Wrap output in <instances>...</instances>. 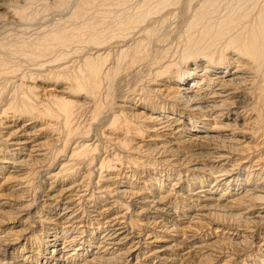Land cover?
Here are the masks:
<instances>
[{
	"label": "bare ground",
	"instance_id": "6f19581e",
	"mask_svg": "<svg viewBox=\"0 0 264 264\" xmlns=\"http://www.w3.org/2000/svg\"><path fill=\"white\" fill-rule=\"evenodd\" d=\"M0 22V124L24 121L0 145V225L40 216L30 196L39 176L48 211L42 253L18 248L31 225L9 228L0 231V264H70L86 253L81 264H204L226 248L221 239L250 248L247 234L198 239L192 224L264 231V153L234 142L254 139L245 126H263L264 109L247 123L228 117L254 85L264 103V0H0ZM55 60L63 78L34 71ZM143 69L145 84L113 100L120 79ZM35 78L63 81L76 100L41 97ZM143 131L153 132L149 143H132ZM134 214L164 232L192 229L160 236L134 229ZM87 217L106 228L78 227Z\"/></svg>",
	"mask_w": 264,
	"mask_h": 264
},
{
	"label": "rangeland",
	"instance_id": "374dc122",
	"mask_svg": "<svg viewBox=\"0 0 264 264\" xmlns=\"http://www.w3.org/2000/svg\"><path fill=\"white\" fill-rule=\"evenodd\" d=\"M2 23L3 22H0V25ZM56 61L57 60H55L54 63L51 62L52 64L50 62H46V66L45 67H43V68L38 67L37 69H34V71L40 72V73L43 72V74H45V72H44L45 70L47 72H49V71H55L56 70V71H58L59 75H60V72H61L60 77L59 76L58 77L59 78H63L64 77L63 76V72L61 71L63 69L59 66L61 68V70H60L58 68V66H57L58 64L60 65V62L61 61H59V60L57 62ZM48 65H49V67H47ZM55 65H56L57 68L55 67ZM41 69H42V71H41ZM140 71L138 72V74L131 73V74H128L129 76H123L120 79L119 83H117L116 87L113 89L114 90V93L112 94L113 95L112 96V99L113 100L116 101L117 99H121L123 96L128 95L129 92H132L133 90H135L136 88H138L140 86V84H141L139 82V80L143 84H145L149 73L145 69L140 70ZM70 73H71L70 71H67V74H70ZM36 77H38V76H36ZM41 77H43V76H41ZM37 79L38 78H35L36 81L33 84L36 86V90H37L36 92L41 97L42 96H45V95H47L49 93H54V94H57V95H62L64 97H66L67 99L76 100V97H71L70 94H68V92H65V91L62 90L63 87L66 85V83H63V81H55V80H45L44 81V80H40V79L37 80ZM256 86H257V84H256ZM246 90H245L246 92H248V91L250 93L253 92V93H251L252 94V99L250 98V101L248 100V102L246 104H243V105L242 104H239V105L236 104L235 108H233V111H232L233 113L231 112V113H229L230 115H228L229 118H233L236 113H239V115H238L239 117H238L237 120H238V123H240V124L242 122H244V123L245 122L246 123L247 122H250V120H252L255 117V114L258 111V110H256L257 108L259 110L262 109V108L264 109V103H262V104H259V103L257 104L256 103L259 94L261 95V93H262V90L259 89L258 92H256L255 85L252 87L251 90L250 89H246ZM42 94H44V95H42ZM156 97H157V99H159L161 101V98H159V94H156ZM262 97H263V100H264V95ZM40 100H42V98H40ZM117 102L120 103V101H117ZM120 104H122V103H120ZM106 107L109 108L108 106H106ZM254 107H257V108H254ZM114 110H116V108L109 109L108 110L109 112L107 111L104 114L105 117H103L102 123H104V124L107 123V121L109 120V118L112 115V113H113ZM247 117H249V118H247ZM14 120H15L14 118H8V117H3L1 119L2 123L0 124V145L1 146L3 145V147H8L10 145L9 142H8L9 140H6L3 137V133H5L7 130H9L10 127H13V125H16V126H14L12 129H14L15 127H17V125H20L22 122H24L23 120L19 121V119H18L17 122H15ZM41 123H44V121L37 120V121H34L31 125L34 124V125H37L38 126ZM6 125H12V126H7L8 127L7 128ZM261 125L262 124H260L259 126H257V125L255 126V125L249 123L248 125L245 126V129H247L246 131L249 133V135L252 134V133H254L256 135V136H254V139H251V138L249 139L248 138V139H245L244 140V139H241L238 136L237 138L238 139L240 138L239 139V142L238 141H234V142L242 145V147H245V149H248L249 152L252 151L253 154L256 155V156L259 155V154H261V153H264V121H263V126H261ZM42 133H43V135L45 133L48 135L49 134V131L42 132ZM96 133H97V131H95V133H92L93 134L92 136L94 137V135ZM152 135H153V132H145V131H143L142 134H140V135L131 134L132 143H138V144H146V143H149V139H151ZM114 136H116V134ZM118 136H119V138H122L123 137V135H121V134L118 135ZM105 155L106 154H104V153H100V156L98 158L101 159V157H103ZM2 156H3V150L0 151V158H2ZM96 165L98 166V162H97ZM182 169H185V168H182ZM97 176H98L97 173H93V175H92L93 181H97L98 180V177ZM166 176L167 175L163 172V178H166ZM260 176L261 175L259 174L258 177H260ZM39 177L33 179L34 185H33L32 190L30 191V196L32 195L31 198L38 197L37 198V203L35 204V210L39 212L38 214L40 216H38V218H34L37 222L36 221L35 222H31V219H30V220H27V222H26L27 224L25 225L24 222H23V221H25V216L24 217H20V218H11L10 217L9 220L5 221L3 224L0 225V231L7 230L9 228H25L28 225H31L30 226L31 228L30 229L28 228L26 230L27 231V235L24 236V237H22L20 239V241L18 242V248H21L22 247V244L23 243H26L27 249H28V251H32L33 257L39 256V254L42 253V249H41V238L43 237V233H44L43 232V229L48 226V223H46V221L42 218L44 215H47V212L48 211H45L46 208H44V206L41 207V204L43 202L42 201L43 200V197H42V195H43V189L42 188H43V186H45V184L41 181L42 179L39 178ZM173 177H175V174L172 175V176H170V179L168 180V182L165 181V183H166L165 187L166 188L171 187V184L170 183H171V180L173 179ZM136 181L141 183V182H143V178H138ZM40 187H41V189H39ZM221 187L222 186H220V188H219L220 189L219 190L220 192H221ZM223 196H224V198H223V201L222 202H226L227 201V198H229L230 194H224ZM103 201L105 202V200H103ZM95 202H96V199H95ZM97 203H96V205H99ZM58 209H59V207H58ZM5 210H8L7 207H6ZM258 210L259 209H257V208L253 209L252 210V214L253 215H256L259 212ZM119 211H121L120 208L119 209L118 208H114L110 212L111 213H116V212H119ZM130 215L127 214V216H130ZM7 219H8V217H7ZM145 219L146 218H143L142 216H138V215L134 214L129 219L127 218V221H130V220L132 221L133 220V222H130V223L133 225L134 229H143L145 231L152 232L153 234H157V235H160V236H169V235H171L173 237H178L180 234H182L184 232H190L193 227H194V229H192V230L195 232V234L198 237V239H200V238L201 239H210V237H214V236H218L220 238H226V237H223L224 234L226 236H231L230 234L232 232H236V233H238L237 236H240V237H238V238H231L230 237V238L232 240H238L239 241L241 239L247 238V235H248V238L249 239L247 238V241L248 242L246 241L247 242L246 244H249V247L250 248L245 249V251L243 250V252H242L240 250H237L236 249L237 247L235 245H233L232 243H229V244H231V245H229L227 239H221L223 241L226 240L225 242L228 244L227 245L225 243V245H226V248L225 249H226L227 252L225 251V249H221L220 252H217V253L216 252H207V254H209V256H207L205 258L206 260L205 259L203 260V263L204 264H246L249 261L254 260V263L255 264H261V263L264 264V253H263L264 249L259 245L260 238L264 239V231L263 232L255 231V228H253L251 226L242 225V227L240 226V228L236 229L235 231H232V230L228 231V229L222 228L220 226L216 230L214 225H209L208 222L203 221L202 224H192V228L191 227H186V228L184 227V228H182L181 230H179L176 233L175 232H170L169 233V232L161 231L158 227L154 226V224H148V225L145 224L146 223V220ZM103 221H104L103 219H96V218H92V217H87L86 218V222H84L82 224H79L78 227H82L83 226L82 229H88V228H93L94 229V228H97L99 231L100 230L102 231L104 228H106V224H104ZM136 223H137V225H135ZM185 225H181V227H183ZM250 233H252V234H250ZM157 244H158V242H153L152 245H148V246H150V247L152 246L153 247L154 245H157ZM231 249H233V250H231ZM27 253L30 254V252H27ZM216 255L218 257L217 258H214V256H216ZM87 256H88V253L82 255L81 257H78V259H77V257H75V259L73 261H70L69 263L70 264H81V262L83 261V259L85 257H87ZM33 260H35V259L33 258Z\"/></svg>",
	"mask_w": 264,
	"mask_h": 264
}]
</instances>
